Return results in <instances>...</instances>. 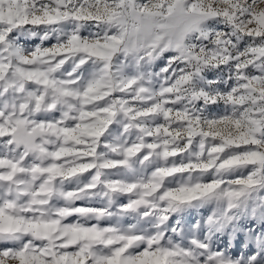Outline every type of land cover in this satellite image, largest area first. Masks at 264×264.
<instances>
[{"label": "snow or ice", "instance_id": "obj_1", "mask_svg": "<svg viewBox=\"0 0 264 264\" xmlns=\"http://www.w3.org/2000/svg\"><path fill=\"white\" fill-rule=\"evenodd\" d=\"M0 264H264V0H0Z\"/></svg>", "mask_w": 264, "mask_h": 264}, {"label": "rangeland", "instance_id": "obj_2", "mask_svg": "<svg viewBox=\"0 0 264 264\" xmlns=\"http://www.w3.org/2000/svg\"><path fill=\"white\" fill-rule=\"evenodd\" d=\"M37 43H38V41H36ZM54 42V41H53ZM85 175H87V174H85ZM198 218V217H197ZM226 239V238H225Z\"/></svg>", "mask_w": 264, "mask_h": 264}]
</instances>
